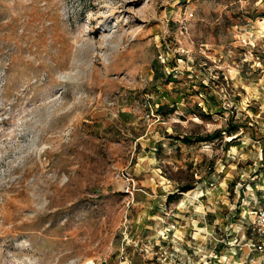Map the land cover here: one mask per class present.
<instances>
[{"label": "rangeland", "instance_id": "1", "mask_svg": "<svg viewBox=\"0 0 264 264\" xmlns=\"http://www.w3.org/2000/svg\"><path fill=\"white\" fill-rule=\"evenodd\" d=\"M255 8L264 0H0V264H262ZM156 59L176 62L177 82L155 88ZM194 80L222 113L183 117L203 102ZM165 92L184 100L164 116ZM232 114L253 125L228 149L169 137Z\"/></svg>", "mask_w": 264, "mask_h": 264}, {"label": "trees", "instance_id": "2", "mask_svg": "<svg viewBox=\"0 0 264 264\" xmlns=\"http://www.w3.org/2000/svg\"><path fill=\"white\" fill-rule=\"evenodd\" d=\"M263 1V0H262ZM249 18L254 20L257 18H264V11H257V9H253L250 14H248ZM176 62H166L165 64L161 63L159 60H154L152 63L153 74V85H155L156 89H158V85L169 84L171 82H177V78L174 76L173 69L175 67ZM165 67H169L168 72H165ZM220 78V77H219ZM222 80V78H220ZM160 80L162 82H160ZM195 85L198 86L196 90H193L194 94L200 95L203 97V102H196L193 106L187 104L183 110V117L185 115H191L197 117L199 119H208L212 114L222 113L223 105L218 99V97L208 90V86L204 84L202 80L196 81L194 80ZM165 95L169 96V102H159L157 104L156 111L162 115H168L169 113L175 112L179 109L180 103L184 100L181 93H178L176 96L172 97L168 92H165ZM248 118V116H247ZM249 125H253L249 123V119L242 124H239L235 120V115L232 114L224 127L217 128L212 132H208L205 134H182L177 136L170 135L169 137L180 141L183 144H193V143H214L215 141L223 142L222 148L228 149L230 146L234 145V143L240 139L241 135L244 131L249 127ZM230 138L229 140H225V138ZM263 156L261 158L260 169L258 172H262L264 174V147L262 148ZM233 184V182H231ZM196 180H191L190 182H185L183 184H178L177 192L173 194H169L167 196V202L172 201L175 198H178V195L181 193H185L195 189Z\"/></svg>", "mask_w": 264, "mask_h": 264}, {"label": "built area", "instance_id": "3", "mask_svg": "<svg viewBox=\"0 0 264 264\" xmlns=\"http://www.w3.org/2000/svg\"><path fill=\"white\" fill-rule=\"evenodd\" d=\"M259 222H258V232L261 236L264 237V208L260 210L259 216H258ZM257 249L262 252V264H264V241L261 244L257 245ZM115 264H128V260L123 257L119 262Z\"/></svg>", "mask_w": 264, "mask_h": 264}, {"label": "crops", "instance_id": "4", "mask_svg": "<svg viewBox=\"0 0 264 264\" xmlns=\"http://www.w3.org/2000/svg\"><path fill=\"white\" fill-rule=\"evenodd\" d=\"M201 229H203V227H201ZM207 264H208V262H207Z\"/></svg>", "mask_w": 264, "mask_h": 264}]
</instances>
